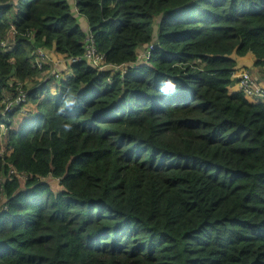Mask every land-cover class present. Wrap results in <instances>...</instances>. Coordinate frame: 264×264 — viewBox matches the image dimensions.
<instances>
[{
	"label": "trees",
	"instance_id": "obj_1",
	"mask_svg": "<svg viewBox=\"0 0 264 264\" xmlns=\"http://www.w3.org/2000/svg\"><path fill=\"white\" fill-rule=\"evenodd\" d=\"M73 1L103 64L130 66L85 61L67 0H0V264H264V103L228 92L236 58L264 64V0ZM52 47L78 59L25 89ZM12 77L34 105L17 129Z\"/></svg>",
	"mask_w": 264,
	"mask_h": 264
},
{
	"label": "built area",
	"instance_id": "obj_2",
	"mask_svg": "<svg viewBox=\"0 0 264 264\" xmlns=\"http://www.w3.org/2000/svg\"><path fill=\"white\" fill-rule=\"evenodd\" d=\"M72 12L74 13V17L76 18V15L78 13L74 7L72 9ZM12 32L13 30L11 29V33ZM84 32H85V37L82 41L83 57L90 66L95 67L97 70L110 69L111 71H120V72L124 71L126 67L130 66L129 64H120V65L103 64L102 56L95 53L94 48L92 47V41L88 33V29L86 28ZM0 46L3 47L1 43H0ZM150 49H151V45H148L145 48H142L141 55L140 56L138 55L139 56L138 59L139 58L143 59V58L148 57ZM33 55H34V58H33V61L31 62H33V66L37 70H41L43 65L49 67L50 63L55 64L57 62H60L61 64L60 70L62 72V70H65V68L67 67L68 63L76 59V58L65 57L57 53L55 55L57 56V58L53 59V57L51 58V56L44 50V48L33 49ZM40 72L42 74L46 73L47 75L46 77L49 76L52 79H57L61 75V73L57 74L53 70H51L49 74L48 69L42 70ZM236 78L237 80L234 83V88H235L234 91L241 92L243 96L249 101L264 103V88L260 87L259 85H257L256 83L252 81L251 75L247 72L246 69L244 68L238 69L236 73ZM15 84L18 86L15 97L13 98V100L7 101L4 104L2 112L16 111V113H19V114H26L25 109L23 107V105L25 104V93L21 89L20 87L21 84L19 82H15Z\"/></svg>",
	"mask_w": 264,
	"mask_h": 264
},
{
	"label": "rangeland",
	"instance_id": "obj_3",
	"mask_svg": "<svg viewBox=\"0 0 264 264\" xmlns=\"http://www.w3.org/2000/svg\"><path fill=\"white\" fill-rule=\"evenodd\" d=\"M67 2H68V5H69V11H70V12L73 14V16H74V13L72 12V7L74 6V1H73V0H67ZM9 17H10V15H9V13H8V14H7V18H9ZM76 21H77L79 27H80L81 29H83V26H84V24L86 23L84 17L81 16V15H79V14H77V15H76ZM2 37H3L4 39H3L2 41L0 40V43L2 44L3 47L8 48V47H11V46L14 44V42H13V37H12V33H11V29H10V28H9V29L3 34ZM29 40L31 41V37H29ZM44 50H45V51H46L51 57H54V56L56 55V53L54 52V48H53V47H52V48H44ZM141 52H142V50L140 51L139 56L141 55ZM28 57H29V61H30L29 63H30V65L33 66V62H31V61H33V58H34V55H33V51H32V50H30V51L28 52ZM241 58H242V57L236 58V63H237V61L239 62V59H241ZM53 66H55V67H53ZM236 66H237V65H236ZM46 69L49 70V74H50V71H51V70H53V71H54L55 73H57V74H60V72H61V70H60V69H61V64H60V62H57V63H55V64L50 63L49 67H47ZM244 69H245V68H244ZM40 71H41V70H40ZM40 71L36 70L35 73L33 74V76H31V79H30V80H26V81L24 82V85H23V86L25 87V89L28 88V87H30V86H32V85H36V84H37L36 82H42V81H44L46 75H45V74H42ZM247 72H248V71H247ZM248 73H249V72H248ZM9 83H11V84H14V83H15V80H14L13 77L10 78ZM54 84H57V82L54 83L53 81H50V82L48 83L49 92L53 91V86H54ZM233 89L235 90V88H234V84L231 85V86L228 88V92H233V91H232ZM249 99H250V98H249ZM3 103L5 104L6 101H3ZM23 107H24V109H25L26 114L15 113L14 116H12L13 118H12V124H11V126H10L11 128H13V129H17V127L19 126L20 122H22V120L24 119V117H25L28 113H30V112H32V111L34 110V105H33V103H31V102H27V103H25V104L23 105ZM28 109H30V110H28ZM1 112H2V110H1ZM4 130H5V128H4L3 126H0V147H1V151H2V152H4V148H3V145H4V137H3ZM18 179H19V182H20V183L23 182V179H22L21 177H18ZM43 180L48 184L49 188H50L52 191L56 192V191H58V190L60 189V188L58 187V185H57V181H56L55 179H52V178H50V177H46V178H44ZM0 203H1V197H0Z\"/></svg>",
	"mask_w": 264,
	"mask_h": 264
},
{
	"label": "crops",
	"instance_id": "obj_4",
	"mask_svg": "<svg viewBox=\"0 0 264 264\" xmlns=\"http://www.w3.org/2000/svg\"><path fill=\"white\" fill-rule=\"evenodd\" d=\"M86 28L87 26L85 23L82 30L85 31ZM56 58L57 56L53 57V59ZM253 62H254V57L250 53H247L244 56H242L241 59H239V62L237 61L236 69L245 68L251 75L252 81L257 85H259L260 87L264 88V64L262 66H254ZM232 91H234V89Z\"/></svg>",
	"mask_w": 264,
	"mask_h": 264
},
{
	"label": "clouds",
	"instance_id": "obj_5",
	"mask_svg": "<svg viewBox=\"0 0 264 264\" xmlns=\"http://www.w3.org/2000/svg\"><path fill=\"white\" fill-rule=\"evenodd\" d=\"M175 84L173 83V81H171V80H165L164 82H163V86L160 88V92L162 93V94H167V91H166V89H172V90H175ZM69 91V93H70V89L68 90ZM73 95H71V94H69L68 96H66L65 98H63V102H62V107H61V109H60V113L62 114L63 113V111H64V109L65 108H70V106H75L76 105V103H77V101L76 100H74L73 99ZM63 129H64V131H71V124H68V123H65L64 125H63Z\"/></svg>",
	"mask_w": 264,
	"mask_h": 264
}]
</instances>
